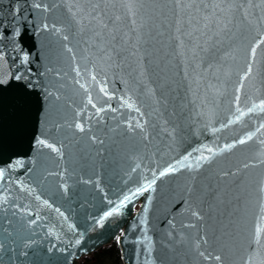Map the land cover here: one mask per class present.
Returning <instances> with one entry per match:
<instances>
[{"label": "water", "instance_id": "1", "mask_svg": "<svg viewBox=\"0 0 264 264\" xmlns=\"http://www.w3.org/2000/svg\"><path fill=\"white\" fill-rule=\"evenodd\" d=\"M45 2L51 4L56 0ZM125 2L127 0H105L102 5L107 13L104 22L109 23V31L118 37L114 43L119 55L112 53L111 61L106 56L101 59L99 49L90 47L96 43L93 33L87 27L81 31L72 20L67 11L72 0L44 14L49 24L63 25L69 41L64 42L48 32H42L35 40L31 33L25 38L29 47L35 43L46 65L58 69L62 75L67 73L61 81L65 85L60 89L61 99L52 106L45 105L49 122L61 121L68 125L79 120L85 123L86 131L81 133L65 126L58 132L48 133V138L61 147L62 157L49 149H37L33 136L44 131L41 123L44 116L38 112L36 103L22 105L11 92L0 98V161L24 160L25 167H31L32 172L25 174L24 169H18L11 173L12 178L20 177L35 187V192L29 196L10 184L12 196L18 197L15 203L21 205L23 211L15 215L11 211H0V227L10 228L13 233L5 238L10 244L15 241L12 247L17 253L29 252V256L19 259H15L16 253H13L15 264H65V261L80 264L113 242L120 250L122 264H145L143 253L148 247L143 239L145 231L151 239L155 264H216L198 256L194 245L201 237L208 243L201 241L200 250L221 254L224 264H243L250 251L249 233L258 213L259 188L264 182V164L258 163L260 145L256 139L215 156L198 173L183 170L158 181L148 209L146 229L139 223L143 218L140 214L144 197L135 201V207L129 205L123 215L105 220L103 227L93 225L95 219L112 207L109 199L118 202L121 194L135 187L150 170L174 163L189 152L192 153L189 159L194 160L200 155L196 149L204 150L205 146L218 151L226 143L254 131L264 121V115L246 114L240 122L220 128L229 118L235 121L238 115L235 113L236 95L240 96L239 107L244 110L252 102L264 99V45L257 50L253 75L244 82L241 91L236 92L250 42L257 30L264 31V23L258 21L264 14V5L249 10L253 21L249 25L235 9L224 13L216 10V14H212L211 9L201 7L221 0H197L195 7L184 6L190 5L191 0H181L179 6L176 0H138L134 16H129L123 6ZM228 2L240 3L241 0ZM252 2L258 4L259 0ZM3 3L7 5L10 0ZM206 11L209 13L207 21L203 19ZM117 15L121 20L112 23L111 18ZM131 19L136 20L135 26ZM83 23L88 26V19ZM91 27L98 30L95 21ZM190 32L192 36L188 35ZM123 33L128 35L124 37ZM64 43L73 48V53L64 51ZM195 44L207 51L194 48ZM86 47L88 52H84ZM193 51L198 55L193 56ZM75 65L81 69L95 65V73L108 81L109 91L114 94L110 100L99 92V86L90 84L93 101L106 108L99 116L86 105L87 94L74 82ZM53 76L54 73L49 74V78ZM82 82L90 83L86 73ZM128 96L139 112L122 106L121 97ZM108 105L116 111L107 110ZM81 109L86 115L77 117L75 113ZM137 120L143 125V131L139 128L129 131L128 123L135 125ZM213 129L219 130L213 132ZM92 136L96 137V142L90 139ZM257 136L264 138L259 133ZM101 140L103 144L99 143ZM204 155L210 154L205 150ZM246 163L258 166L244 168ZM136 164L141 167L132 172ZM49 172L54 174L48 175ZM233 172L237 174L231 175ZM37 176L45 179L33 183ZM84 180L92 183L85 184ZM97 181L103 193L97 189ZM63 182L69 188L67 195L59 188ZM188 187L193 188L191 196L186 194ZM36 195L59 207L68 221L59 217L54 209L38 204L34 199ZM186 202H191L201 212V220L191 216ZM29 209L43 217L33 227L28 226V221L34 217L25 214ZM170 220L174 227L168 223ZM68 223L76 226L77 233L68 228ZM190 223L196 227H184ZM50 231L54 234L48 235ZM78 233H83L82 243L72 248L70 241L75 240ZM28 240L35 243L24 248ZM53 243L58 248H67L73 255L68 257L67 253L55 249L47 252Z\"/></svg>", "mask_w": 264, "mask_h": 264}, {"label": "snow or ice", "instance_id": "2", "mask_svg": "<svg viewBox=\"0 0 264 264\" xmlns=\"http://www.w3.org/2000/svg\"><path fill=\"white\" fill-rule=\"evenodd\" d=\"M105 0H98V2L93 3L92 0H72L70 6H68L67 11L71 14L72 20L80 27L81 31L85 30L87 27L88 31L93 33V38L96 43L90 44V47L98 48L99 52L102 54L101 59L105 56L109 61L112 60V53H115L117 56V45L114 43L118 37L113 31H109V23H105L103 17L107 15L104 11L102 5ZM138 3V0H127L124 3V7L127 8L129 16H134V8ZM62 4H68V0H56L53 3H47L45 0H10V3L4 5L3 0H0V98H3L8 93H13L22 105H27L30 102H35L37 105L38 112L40 115L44 116L41 123L44 126V131L39 135L33 136L34 147L37 149H49L52 153H55L57 156L62 157L63 153L61 147L57 146V142L48 138L49 132H58L61 128L65 126L71 127L76 131L84 133L86 131V125L82 121H77L73 124L66 125L61 121L49 122L45 109V105L52 106L55 102L61 99L60 89L65 85L61 82L64 76H67V73H62L58 69L46 65L42 60L39 52L36 51V45L33 43L29 47L25 38L29 37L31 33V38L35 40L42 32L51 33L53 36L62 39L64 42L69 41V36L65 34L63 25H57L53 22L49 24L47 22V16L44 14L51 13L54 9L60 7ZM176 4L181 5V0H176ZM197 0H191L190 5L195 7ZM22 5V6H21ZM264 5V0H259L258 4H253L252 0H241L240 3H229L228 0H221L219 3H208L202 4L203 9H211L212 14H216V10H219L220 13L231 12L235 9L237 12L242 13V19L249 25L253 24V21L249 18V10L253 8H258ZM88 19V26H85L83 21ZM205 21L209 19V13L206 11L205 16L203 17ZM121 17L119 15L111 18L112 23L119 22ZM95 21L98 25V30L91 27L92 22ZM260 23H264V14L258 17ZM133 26L136 25V20L131 19ZM228 23H231L229 20ZM204 27L207 28L208 24L205 23ZM143 28V25H141ZM224 28L227 29V24L224 25ZM199 29L197 28L196 31ZM133 31H136L133 27ZM230 31V30H229ZM128 34L123 33V36L126 37ZM189 36H192L193 33H188ZM137 41H140V36L137 37ZM123 43H126V40H122ZM89 44L88 41L85 42ZM103 43L104 46H101ZM183 44V41H180ZM261 45H264V31L257 30L256 36L252 38L250 42V47L247 49V58L244 66L243 73L240 76L239 84L236 87V92L239 93L244 86V82L253 75V65L256 63L257 50L261 48ZM64 51L67 53H73V48L64 43L62 45ZM194 48H199L200 51H207V49L201 47L199 44H195ZM84 52H88V47L84 49ZM198 55L197 52L193 51V56ZM73 61L76 60V56L73 54ZM95 65H92L91 68L85 66L81 69L80 66L75 65L72 71L75 72V84L79 86L80 89L87 94L86 96V105H90L91 108L95 109L96 116H99L100 113L106 111L105 107L98 106L94 101L90 92V84H95L99 86V92L102 93L109 100L113 98V93L109 91V85L106 78H100L97 73L94 71ZM54 73L52 78H49V74ZM87 74L88 80L90 83L82 82L84 79V74ZM240 96L236 95L234 102L237 104L235 108V113H238L235 117V121L229 118L225 123L220 125V128H228L234 122H240L246 114L249 115H264V99H260L258 102L254 101L251 103L246 110L239 107ZM131 97H121L122 106H126L130 110H135L139 112L138 107H134V104L130 102ZM107 110L113 112L116 111L115 108H112L111 105L107 106ZM57 111L59 108L57 106ZM75 115L80 117L81 115H86L84 109L78 110ZM92 119V117H89ZM135 128L141 129L143 131V125L139 120L136 121L135 125L131 122L128 123V130L134 131ZM219 129H213V132L218 131ZM260 134L261 137H264V121L259 123V126L254 130L246 133L244 136L239 137L233 140L231 143H226L222 148H219L218 151H214L212 147L205 146L204 150L196 149L200 153L199 156L195 157L194 160L189 158L192 156V153L189 152L184 155L182 158L176 160L174 163H168L163 166L158 167L157 169L150 170L149 174L143 175L140 181L136 182L135 187H130L126 192L121 194V198L118 202H113L108 200V203L112 207L105 211L102 216L98 219H95L94 227L99 226L103 227L105 220L113 216L123 215L125 210L128 209L129 205L135 207V201L140 197H144L145 203L142 206L141 216L143 217L140 220V224L147 227V213L149 206L152 204L153 194L156 192V185L158 181H163L166 177L174 176L178 172L187 170L190 173H198L205 164H210L215 156L222 155L225 152H231L237 146L246 145L254 139L257 140L260 148L258 150V163L264 164V138H259L257 134ZM93 142H96V137H90ZM103 144L104 141H99ZM207 151L210 155H204V151ZM31 163V162H29ZM0 164H3V167H0V211H11L15 215L19 211H23L21 205L15 203V200L18 197H13L11 192L12 189L8 186L14 185L19 192H26L27 195L31 196L35 192V187L30 185L27 181L16 177L15 180L12 178L11 173L18 169H24L25 174L31 173V167H25L24 160L16 158L14 161L9 159L7 161H0ZM250 166H258L257 164H244V168ZM141 167L140 164H136L131 168L132 172H136L137 169ZM54 173L49 172L48 175H53ZM225 173L224 175H228ZM237 173L233 172L231 175L235 176ZM61 180H63V174H60ZM45 179L44 176H37L33 178V183H40ZM195 179V176L192 177ZM83 183L89 184L92 183L91 180H84ZM97 189L103 193V189L99 185V181L96 182ZM59 188L63 191L65 195L68 194L69 188L66 182L60 183ZM259 192L261 194L258 213L256 215L255 221L253 223L252 229L249 233V242L248 248L250 249L247 257L243 260V264H264V182H261ZM193 193V188L188 187L186 189V194L191 196ZM105 198H107L105 194ZM34 199L38 204H42L47 209H54V211L62 217L65 222L68 221V216L65 215L59 207H54L53 203H50L47 199L41 200L39 195H36ZM189 205L190 214L196 220H201L203 217L201 212L195 208L191 202H186ZM183 207V204L181 205ZM179 211V209H177ZM28 216H33V219L28 221V226L33 227L38 224L39 221L43 219L38 212H33L31 209L25 212ZM11 221H9V224ZM170 225H173V221H168ZM133 228L136 227L135 224L132 225ZM184 227H196L195 224L184 225ZM68 228L77 233L76 226L74 224L68 223ZM52 235L51 231L47 233ZM13 235L10 228L0 227V264H15L13 253H16L15 259H19L20 256L27 257L29 256L28 251H22L17 253V249L12 247V244H15L13 240L10 244L8 239L5 237H11ZM123 235V233L121 234ZM171 235V233H169ZM83 233H78L77 238L73 241H70L72 248H78L82 243ZM59 239V237H57ZM117 241L120 242V236L116 237ZM144 241L148 242V247L143 253L145 258V264H155V259L153 258L151 239L147 236V232L144 234ZM201 241L204 244H207V239L201 237L200 240L196 241L194 248L197 251L199 257L203 258L205 261H215L216 264H224V257L215 253L214 251H205L201 249ZM143 242V241H141ZM35 243L32 240H28L24 244V248H28L31 244ZM60 251L62 253H67L68 257H71L73 253L68 252L67 248H58L55 243L51 247L47 248V252H52L53 250ZM67 264V261H65Z\"/></svg>", "mask_w": 264, "mask_h": 264}, {"label": "trees", "instance_id": "3", "mask_svg": "<svg viewBox=\"0 0 264 264\" xmlns=\"http://www.w3.org/2000/svg\"><path fill=\"white\" fill-rule=\"evenodd\" d=\"M80 264H122L120 250L115 242L97 250L91 257L82 260Z\"/></svg>", "mask_w": 264, "mask_h": 264}]
</instances>
